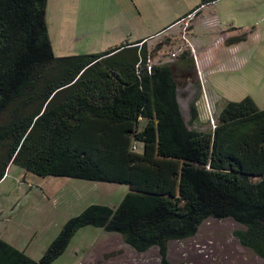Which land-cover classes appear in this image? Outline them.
<instances>
[{
    "label": "trees",
    "instance_id": "obj_1",
    "mask_svg": "<svg viewBox=\"0 0 264 264\" xmlns=\"http://www.w3.org/2000/svg\"><path fill=\"white\" fill-rule=\"evenodd\" d=\"M48 1L0 0V183L16 165L129 192L115 208L91 205L70 219L40 261L0 238V264H54L87 227L139 254L157 248L161 264H185L169 260L170 244L228 219L244 228L234 233L241 246L264 259V110L251 98L225 101L212 132L191 129L199 113L192 105L185 121L174 70L194 68L188 52L150 72L144 41L58 58ZM218 1L200 0L189 15Z\"/></svg>",
    "mask_w": 264,
    "mask_h": 264
},
{
    "label": "rangeland",
    "instance_id": "obj_2",
    "mask_svg": "<svg viewBox=\"0 0 264 264\" xmlns=\"http://www.w3.org/2000/svg\"><path fill=\"white\" fill-rule=\"evenodd\" d=\"M156 1L49 0L47 24L55 56L100 55L146 40L151 65L174 66L184 52L191 55L193 69L177 71L174 66L185 121H190L192 105L199 113L191 129L212 132L225 101L251 98L264 110V0H220L170 29L173 13L183 3L185 11L193 3L190 11L200 0ZM243 35L248 36L246 43L230 41ZM128 192L126 185L42 178L11 165L0 183V237L40 261L70 219L91 205L115 208ZM242 229L232 219L208 220L196 237L172 242L168 258L185 264H264L235 238ZM84 261L161 264L157 248L139 254L121 236L93 227L80 230L54 264Z\"/></svg>",
    "mask_w": 264,
    "mask_h": 264
},
{
    "label": "crops",
    "instance_id": "obj_3",
    "mask_svg": "<svg viewBox=\"0 0 264 264\" xmlns=\"http://www.w3.org/2000/svg\"><path fill=\"white\" fill-rule=\"evenodd\" d=\"M132 2H134V0H131ZM168 1V0H167ZM143 2H145V1H143ZM147 2H149V4H153V3H156L157 1L156 0H147ZM134 4V3H133ZM135 5V4H134ZM185 6V3H183V5H182V7H180V8H178L177 9V11H176V14H174L173 13V16L175 15V17H173V19H172V21H175L172 25H170V26H168L167 27V29L169 28H171V27H177V24L178 23H180V22H182L183 21V19H185L187 16H189V14L194 10H190L189 11V8H193V3H189V7H187V11H185V9H186V6ZM198 6V5H197ZM215 6V4H213V5H211V6H207V7H202L200 10H198V13H197V15H201L203 12H205V11H207V10H211V9H213V7ZM181 9H182V11H181ZM185 12H187V13H185ZM184 14V15H183ZM213 14H215L214 12H213ZM177 15V16H176ZM214 16H216V15H214ZM171 17H172V15H171ZM178 18V19H177ZM170 20V19H169ZM164 30H166L165 28L163 29V31ZM160 32V31H159ZM159 34H161V33H159ZM143 41H146V40H143ZM3 182V181H2ZM1 238V237H0ZM11 245V244H10ZM16 248V247H15ZM24 252V251H23ZM26 253V252H25ZM27 254V253H26ZM87 259V258H86ZM86 259H85V261H86ZM83 262V264H85L86 262ZM87 264V263H86Z\"/></svg>",
    "mask_w": 264,
    "mask_h": 264
},
{
    "label": "built area",
    "instance_id": "obj_4",
    "mask_svg": "<svg viewBox=\"0 0 264 264\" xmlns=\"http://www.w3.org/2000/svg\"><path fill=\"white\" fill-rule=\"evenodd\" d=\"M173 57H176V55H175V53L172 55ZM150 62V61H149ZM149 65V67H148V69H149V72L151 71V62L148 64Z\"/></svg>",
    "mask_w": 264,
    "mask_h": 264
}]
</instances>
